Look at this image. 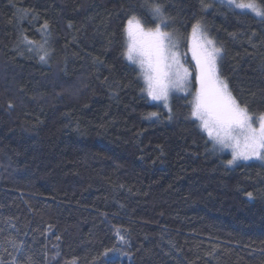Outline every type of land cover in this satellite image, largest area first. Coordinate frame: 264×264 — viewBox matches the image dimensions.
<instances>
[{"label": "trees", "instance_id": "obj_1", "mask_svg": "<svg viewBox=\"0 0 264 264\" xmlns=\"http://www.w3.org/2000/svg\"><path fill=\"white\" fill-rule=\"evenodd\" d=\"M162 2L182 50L199 21L233 94L264 112V18ZM144 3L0 0V264H264V162L229 167L191 96L170 113L142 91L123 53L130 15L155 23ZM45 21L42 63L20 37L40 41Z\"/></svg>", "mask_w": 264, "mask_h": 264}, {"label": "snow or ice", "instance_id": "obj_2", "mask_svg": "<svg viewBox=\"0 0 264 264\" xmlns=\"http://www.w3.org/2000/svg\"><path fill=\"white\" fill-rule=\"evenodd\" d=\"M219 2L232 10L264 18V0ZM202 5L211 7L204 0ZM143 7L155 23L147 26L142 15H130L124 27L126 42L123 53L127 61L139 69L144 81L142 91L153 101L163 100L165 108L169 107L167 101L173 91L191 96V118L198 122L197 126L213 144L214 150H231L232 157L227 161L228 165L253 158L264 161V112H252L247 103L233 94L226 79L220 75L218 66L223 58V47L209 37L206 29L197 21L192 25L187 51L182 53L176 36L168 31L170 17L165 15L162 0H145ZM27 15L25 10L18 19L23 20ZM38 31L40 41L29 39L22 32L20 43L26 46L28 52H35L40 62L47 63L53 51L49 46L50 26L47 21ZM12 106L9 103L8 107ZM158 115L157 112H151L145 118L151 119ZM247 195L252 197L251 192ZM116 235L120 244L127 243L126 231L118 229ZM17 247L22 248L23 245ZM22 264H35V261L28 256ZM67 264H76L75 258Z\"/></svg>", "mask_w": 264, "mask_h": 264}, {"label": "rangeland", "instance_id": "obj_3", "mask_svg": "<svg viewBox=\"0 0 264 264\" xmlns=\"http://www.w3.org/2000/svg\"><path fill=\"white\" fill-rule=\"evenodd\" d=\"M217 1H219V0H217ZM257 17V16H256ZM205 28V27H204ZM207 31V30H206ZM207 34H208V32H207ZM208 36H209V34H208ZM190 37H191V35H190ZM190 37L188 38V43H189V41H190ZM177 38V37H176ZM177 41H178V43H179V50L183 53V52H186L187 51V48L185 49V50H182V47H181V41H179V39L177 38ZM187 46H188V44H187ZM188 58L190 59V61H191V54L189 53L188 54ZM219 67V66H218ZM220 73V72H219ZM181 94H183V95H185L183 92H180V91H173V92H171L170 93V95H169V98H168V101H167V103H168V105H169V107L168 108H165L164 107V101L163 100H161V101H153V100H151V102L152 103H158V104H160L161 106H163L164 107V109H166V110H168L169 111V108L172 110V100H173V98L175 97V95H181ZM219 153L221 152V153H228V154H230V156H232V153H231V150H223V151H220V150H217ZM253 161H256V162H260V163H263L264 161H262V160H258V159H255V158H253V159H251V160H238L236 163H234V164H232V165H228L229 167H232V166H235V165H238V164H241L242 162H253ZM228 164V163H227Z\"/></svg>", "mask_w": 264, "mask_h": 264}]
</instances>
